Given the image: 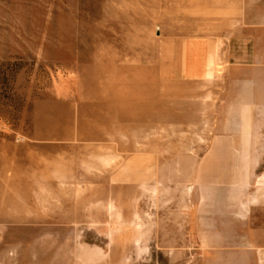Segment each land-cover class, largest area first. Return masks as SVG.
Wrapping results in <instances>:
<instances>
[{
	"label": "rangeland",
	"instance_id": "1",
	"mask_svg": "<svg viewBox=\"0 0 264 264\" xmlns=\"http://www.w3.org/2000/svg\"><path fill=\"white\" fill-rule=\"evenodd\" d=\"M263 180L264 0H0V264H215Z\"/></svg>",
	"mask_w": 264,
	"mask_h": 264
},
{
	"label": "crops",
	"instance_id": "2",
	"mask_svg": "<svg viewBox=\"0 0 264 264\" xmlns=\"http://www.w3.org/2000/svg\"><path fill=\"white\" fill-rule=\"evenodd\" d=\"M258 185L245 198L232 194L230 210L221 213L215 227V264H264V180Z\"/></svg>",
	"mask_w": 264,
	"mask_h": 264
}]
</instances>
